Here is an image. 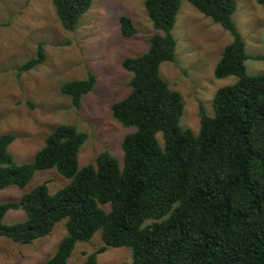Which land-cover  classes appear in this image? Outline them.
<instances>
[{
    "label": "trees",
    "instance_id": "trees-1",
    "mask_svg": "<svg viewBox=\"0 0 264 264\" xmlns=\"http://www.w3.org/2000/svg\"><path fill=\"white\" fill-rule=\"evenodd\" d=\"M182 0H145L156 30L146 52L126 57L133 73L130 92L113 103L114 118L134 127L122 141L124 164L108 150L95 164L79 167L88 134L73 124L57 126L31 162L17 163L8 150L14 135H0V188L25 187L39 169L56 168L69 182L51 193L47 181L21 201L0 202V236L23 244L50 235L66 220V234L44 264H67L76 244L98 230L103 244L82 264H100L109 247L129 246L133 259L121 264H264V73L249 74L246 52L233 14L237 0H189L233 35L216 65L219 78L238 80L214 96V114L200 105V130L180 126L181 94L160 75L163 61L176 59L172 34ZM264 5V0H256ZM66 30H75L92 0H52ZM125 36L137 32L129 16L120 17ZM46 59L43 43L19 72ZM97 75L69 80L62 94L76 107L93 90ZM108 204L109 209L103 206ZM20 206L26 218L3 219Z\"/></svg>",
    "mask_w": 264,
    "mask_h": 264
},
{
    "label": "rangeland",
    "instance_id": "rangeland-1",
    "mask_svg": "<svg viewBox=\"0 0 264 264\" xmlns=\"http://www.w3.org/2000/svg\"><path fill=\"white\" fill-rule=\"evenodd\" d=\"M129 16L137 32L125 36L120 17ZM246 52L264 54V5L256 0H237L233 14ZM156 30L145 0H92L75 30H66L52 0H0V135L11 133L8 150L19 164L34 160L46 137L61 124H73L88 137L78 154L79 167L95 164L97 156L108 150L124 164L122 141L134 130L125 127L112 114V105L131 89L133 73L124 68L126 57L143 54L150 47ZM172 34L177 40L174 61H163L159 73L177 90L184 103L180 126L198 134L200 105L214 114L218 89L235 83L238 77L219 78L216 65L233 35L221 24L199 11L189 0H182ZM43 43L46 59L35 68L19 72L20 66L35 56ZM249 74L264 73V60H246ZM97 75L92 91L80 107L62 94L63 83ZM47 181L51 193L69 179L56 168L39 169L25 187L0 188V202H20L34 186ZM109 209V205L103 206ZM26 218L23 206L10 209L5 224ZM66 220L53 232L32 243L23 244L0 236V264H44L54 254L66 234ZM102 231L91 240L79 241L67 264H82L87 253L103 244ZM100 264H121L133 259L129 246L109 247L98 254Z\"/></svg>",
    "mask_w": 264,
    "mask_h": 264
}]
</instances>
